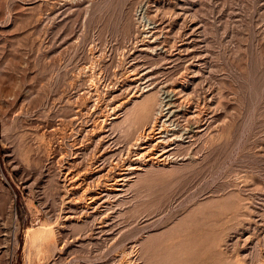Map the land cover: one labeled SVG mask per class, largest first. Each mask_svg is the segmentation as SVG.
I'll return each mask as SVG.
<instances>
[{
  "label": "rangeland",
  "instance_id": "rangeland-1",
  "mask_svg": "<svg viewBox=\"0 0 264 264\" xmlns=\"http://www.w3.org/2000/svg\"><path fill=\"white\" fill-rule=\"evenodd\" d=\"M0 264H264V0H0Z\"/></svg>",
  "mask_w": 264,
  "mask_h": 264
},
{
  "label": "bare ground",
  "instance_id": "bare-ground-1",
  "mask_svg": "<svg viewBox=\"0 0 264 264\" xmlns=\"http://www.w3.org/2000/svg\"><path fill=\"white\" fill-rule=\"evenodd\" d=\"M145 90V89H144ZM143 90V91H144ZM148 91V90H146ZM145 91V92H146ZM146 93H144L145 95ZM140 96V95H139ZM160 96V95H159ZM162 97V96H161ZM159 97L158 100L155 99V95H151V94H147L145 95V97L143 96L142 100L140 99V102H136L134 104L133 102V106H132V110H128L129 112H126L124 115V119H123V123H124V120L125 121H128V123H130V128H131V124H134V121H135V124L137 123L136 120H138V123L139 121H147L148 116L150 117V114L152 113L151 116L153 117H156V115L160 112L162 109H158L159 111H157V109H153V106L154 104L157 102V107H162V103H163V99ZM157 98V97H156ZM139 101V100H138ZM156 110V111H155ZM122 112H125V111H122ZM122 115V116H123ZM161 115V114H160ZM132 117V118H131ZM129 120H132L131 122ZM163 122V121H162ZM127 123V122H126ZM127 123V124H128ZM137 123V124H138ZM134 124V125H135ZM143 125V124H142ZM121 127V126H120ZM123 127V126H122ZM137 128V127H136ZM143 128V127H142ZM140 129V128H138ZM131 131V130H130ZM129 131V132H130ZM136 132V131H135ZM138 133V132H137ZM167 133V132H166ZM148 136V135H147ZM163 136V135H161ZM159 136V137H161ZM134 137V136H133ZM150 137V136H149ZM143 140L142 142H145V138H144V135L140 134L139 137H137L136 140ZM161 141H164V140H161ZM160 141V142H161ZM135 142V141H134ZM139 142V141H138ZM137 145V144H136ZM135 146V145H134ZM139 148V147H138ZM163 151V150H162ZM163 153V152H162ZM129 167V166H128ZM120 180V179H119ZM118 181V180H117ZM93 198V197H92ZM97 198V197H96ZM91 199V198H90ZM32 228V227H31ZM40 228V226L38 227ZM47 229H50V228H46ZM54 241H53V236H52V233L49 232V231H45L43 228L41 229H37L33 231H31L30 228L27 229V234H26V245H27V258L29 261H31V257L33 256H37L40 254V252H42L43 249H50V247L54 248ZM44 252V251H43ZM46 252V251H45ZM41 255V254H40ZM38 258V257H37ZM41 258V257H40Z\"/></svg>",
  "mask_w": 264,
  "mask_h": 264
}]
</instances>
